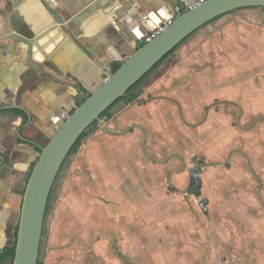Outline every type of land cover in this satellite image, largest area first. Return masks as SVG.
Returning <instances> with one entry per match:
<instances>
[{"label":"crops","instance_id":"obj_1","mask_svg":"<svg viewBox=\"0 0 264 264\" xmlns=\"http://www.w3.org/2000/svg\"><path fill=\"white\" fill-rule=\"evenodd\" d=\"M92 1L0 0V255L15 235L26 174L39 151L26 136L43 139L57 126L62 107L78 94L73 78L95 63L86 50L119 62L176 6L196 0H172L171 6L170 0H102L97 12L73 26L72 36L47 9L71 19ZM128 7L133 12L125 17ZM16 12L20 18L3 31V17ZM11 23L42 39L45 62L41 55L28 62V44L10 38L16 34ZM52 25V34L39 37ZM262 105L264 8L246 7L203 26L142 83L137 99L111 108L99 125L104 131L87 138L84 155L70 169L67 198H81L85 210L96 205L99 228L114 230L121 251L162 250L173 233L186 229L191 234L185 237L197 235L199 245L209 236L211 250L248 253L238 264H260L263 255L251 253L264 251V164L253 157L256 147L264 159V135L257 132L264 117L254 124L245 119ZM234 139L244 142L237 147ZM197 160L204 165L206 212L189 191ZM72 191L82 195L76 199Z\"/></svg>","mask_w":264,"mask_h":264},{"label":"water","instance_id":"obj_2","mask_svg":"<svg viewBox=\"0 0 264 264\" xmlns=\"http://www.w3.org/2000/svg\"><path fill=\"white\" fill-rule=\"evenodd\" d=\"M41 1L47 4L46 0ZM101 1L93 0L82 13L71 19L67 16L62 19L52 11L49 5H47V9L51 11V15L62 29L72 36L75 35L73 26L79 25L90 14L97 12L102 6ZM169 3L170 6L174 4L172 0ZM246 7L264 8V0H204L178 16L175 15L174 8L170 17L160 23L158 28H161V31L151 41L143 45L137 43L130 53L122 54V58L119 60L121 64L116 70H113V60H100V56L86 50L95 63H90L79 78H73L78 83L75 88L81 95V102L76 104L75 98H73L67 107H62L63 112L56 119L57 126L49 133V137L35 140L26 136V141L39 148V151L23 194L17 236L13 235L12 241L9 243V246L15 245L12 264H39L50 199L55 183L63 166L68 161L75 143L78 140L81 141L95 123L103 125L107 117H102V114L115 106L118 100L183 41L217 17ZM106 11L111 13L112 10ZM132 12L133 9L128 7L125 17ZM112 15L114 13H111ZM13 18L14 20L20 18L19 12L14 13L10 20L9 17H3L5 19L3 31L8 30L7 23L8 21L12 22ZM133 18H138V14H134ZM113 19H115V24L119 22L116 16ZM11 26L16 34L10 38L14 42L28 44V62L31 59L35 60L37 55H41L42 61L45 62V51H41V45L44 44L41 42L42 39L38 42L34 41L31 34L15 29L13 23ZM54 26L43 31L39 37L47 38L51 33L50 28ZM135 30L138 29L135 28ZM113 31L112 27L108 28V32ZM35 63L31 65L40 69L42 64Z\"/></svg>","mask_w":264,"mask_h":264},{"label":"rangeland","instance_id":"obj_3","mask_svg":"<svg viewBox=\"0 0 264 264\" xmlns=\"http://www.w3.org/2000/svg\"><path fill=\"white\" fill-rule=\"evenodd\" d=\"M257 66L258 63L253 65L254 68ZM263 117L264 105L258 112L249 113L245 122L252 121L254 124ZM99 125L98 123L94 124L92 131L82 140L78 151L70 155L54 186L45 220L40 256L41 264H238L239 260L242 261L248 253L244 251L226 253L219 249L211 250L207 245L210 243L209 236H203L199 245L198 236L191 235L190 237L192 240L194 239V243L189 241V244H187L186 240L190 237L185 236L191 234V232L188 233L186 229L184 231L180 230L179 233H173L174 237L169 238L170 242L165 244L166 246H160L164 247L162 250L157 248L159 246H150V248L155 249L144 252V249L147 248V246H144L143 248L139 247L134 253L121 251L120 237L113 232L114 230L111 229L110 232L108 230L105 233L104 230L99 228L97 206L94 205V209L85 210L80 202L81 198L73 203L67 198L69 194L65 190L70 169L73 168L78 157L84 155L82 151L85 147L83 145L86 144L87 138L96 137L99 130L104 131L102 126ZM258 131L263 137L264 123H261ZM241 141L244 142V140L239 139H234L231 142L239 147L242 145ZM254 151L256 156L253 157V160H258L261 164H264V159L260 155L261 148L259 155L256 147ZM196 158H201V156L198 154ZM201 159L204 161L203 158ZM33 166H31V169ZM30 173L31 171L26 174V184ZM72 192L74 195L71 193V196H76V199L82 195L81 192ZM110 225V228H113V221L110 222ZM230 254L235 257L229 263L227 258ZM258 254L263 255V257H260V264H264V251L251 253L256 257Z\"/></svg>","mask_w":264,"mask_h":264},{"label":"built area","instance_id":"obj_4","mask_svg":"<svg viewBox=\"0 0 264 264\" xmlns=\"http://www.w3.org/2000/svg\"><path fill=\"white\" fill-rule=\"evenodd\" d=\"M203 1L204 0H196L191 3L183 2L181 5H178L175 7V15L176 16L181 15L183 12L191 9L193 6ZM160 31H161V28L150 31L149 33L146 34L145 38L142 39V43H147L151 41ZM203 169H204V165L200 162V160H197L190 167L189 169V175H190L189 191L195 197L200 209L203 212H206L208 210V205L203 199L202 194H201Z\"/></svg>","mask_w":264,"mask_h":264},{"label":"trees","instance_id":"obj_5","mask_svg":"<svg viewBox=\"0 0 264 264\" xmlns=\"http://www.w3.org/2000/svg\"><path fill=\"white\" fill-rule=\"evenodd\" d=\"M188 39V38H187ZM186 39V40H187ZM185 40V41H186ZM183 41V43L185 42ZM183 43H181L175 50H173L163 61H161L157 66H155L144 78H142L138 83H136L120 100H118L116 104H118L119 102L121 101H125V102H132L134 101L135 99H137V97L139 96V88L140 86L142 85V83L171 55L173 54ZM144 43H141L140 45H143ZM120 62H115L112 64L113 66V70H116L119 66H120ZM81 102V101H80ZM79 102V103H80ZM112 108V107H111ZM111 108L106 110L103 114H102V117H108L110 118L112 116L111 114ZM97 124V123H95ZM81 145V141L78 140L75 145L73 146V148L71 149V153L70 154H73V153H76L78 148L80 147ZM34 167V166H33ZM33 169V168H32ZM32 169H31V172H32ZM31 174V173H30ZM30 177V176H29ZM17 232H18V225L16 227V230H15V236H17ZM14 256H15V245L13 246H8L6 247V249L4 250V252L0 255V264L2 262H4L5 260H9L10 261V264L13 263V260H14ZM39 264H41V261H39Z\"/></svg>","mask_w":264,"mask_h":264},{"label":"flooded vegetation","instance_id":"obj_6","mask_svg":"<svg viewBox=\"0 0 264 264\" xmlns=\"http://www.w3.org/2000/svg\"><path fill=\"white\" fill-rule=\"evenodd\" d=\"M81 95L80 94H77V96H76V98H75V103L76 104H79V102L81 101ZM33 139H35V140H37L38 139V137H37V135H35V137H32Z\"/></svg>","mask_w":264,"mask_h":264}]
</instances>
